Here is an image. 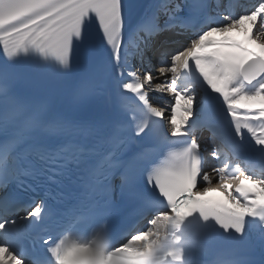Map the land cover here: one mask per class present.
<instances>
[{"label":"snow or ice","instance_id":"obj_1","mask_svg":"<svg viewBox=\"0 0 264 264\" xmlns=\"http://www.w3.org/2000/svg\"><path fill=\"white\" fill-rule=\"evenodd\" d=\"M0 264H264V0H0Z\"/></svg>","mask_w":264,"mask_h":264}]
</instances>
